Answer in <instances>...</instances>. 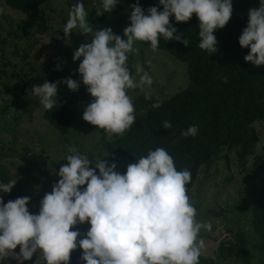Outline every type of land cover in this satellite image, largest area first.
<instances>
[{
    "label": "clouds",
    "instance_id": "9594fccd",
    "mask_svg": "<svg viewBox=\"0 0 264 264\" xmlns=\"http://www.w3.org/2000/svg\"><path fill=\"white\" fill-rule=\"evenodd\" d=\"M159 4L162 10L151 6L147 14L139 3L131 5L123 39L111 28L94 30L79 0L72 5L62 29L65 38L73 31L85 39L91 36V42L82 43L72 56L73 61L80 59L77 71L94 98L82 118L109 134L123 135L136 120L129 90L144 91L153 83L139 63L134 65L135 75L130 72L129 54H139L135 42H150L151 49L157 51L163 37L187 47L189 41L174 35L177 30L169 18L188 22L195 13L198 46L210 55L217 51L214 31L226 26L233 11L232 0H159ZM116 5L117 0H100L96 15L111 13ZM238 42L241 48L249 49L246 62L264 65V0L258 8L248 10L247 26ZM57 83L72 91L80 86L71 78L33 85L32 93L46 111L57 106ZM150 98L146 93L145 99ZM152 107H160V102ZM162 126L169 129L172 124L165 120ZM197 132V126L192 125L181 136ZM67 151L66 163L55 173L59 179L40 201L38 214L29 212L28 196L7 203L0 198V261L6 264L12 259L21 264L36 254L34 264H69L79 245L85 264H199L204 248L200 232L211 231L212 225L197 221V209L186 187L191 173L177 171L165 149L150 150L129 164L124 174L115 171V162L101 158L93 162L71 145ZM15 183L0 184V193H10ZM85 222L90 227L77 244L81 233L73 229ZM17 246L18 253L14 251Z\"/></svg>",
    "mask_w": 264,
    "mask_h": 264
},
{
    "label": "rangeland",
    "instance_id": "374dc122",
    "mask_svg": "<svg viewBox=\"0 0 264 264\" xmlns=\"http://www.w3.org/2000/svg\"><path fill=\"white\" fill-rule=\"evenodd\" d=\"M79 2L84 3L94 30L111 28L114 34L124 38L123 29L130 24L131 9H117L97 16L96 8L100 6V0ZM75 3L77 0H52L33 13H23L0 0V49L3 52L0 58V177L6 183L16 180L13 188L19 192L18 198H31L27 205L31 214H38L40 201L58 181L59 177L55 173L66 163V157L70 154L68 146H75L93 162L99 158L115 162V171L120 174H124L129 165L126 159L108 153L101 141L100 128L82 118L86 106L94 98L77 71L80 59L73 61L72 56L82 43L91 42V36L85 39L73 31L65 38L62 31ZM53 28H56L53 34L55 46L52 42L46 46ZM28 30L34 34L25 33ZM134 46L139 49V54H129L130 72L135 75L134 65L139 63L152 77L153 83L144 91L138 88L129 90L131 98L140 92L165 98L186 86L187 64L182 60L172 57L161 48L153 51L150 44L140 41L135 42ZM60 65L65 66L66 73H61L58 81L71 78L80 84L78 90L72 91L66 84L57 83V91L63 92L76 111L67 134L60 133L43 118L40 98L32 93V86L41 85L40 80L29 81L33 76L47 77L53 70L59 69ZM15 94L21 97L13 104ZM254 127L259 135L256 152L263 156L264 161V121H257ZM102 131L108 139L116 135ZM252 162L250 158L247 166L241 168L237 164L234 150H225L209 167H201L191 189V201L197 209V221L210 222L212 230L202 229L200 232L204 248L201 249L199 264L217 261L220 242L233 239L234 233L240 229L247 231L250 228L245 208L255 199L260 179L264 175V169L257 172ZM84 187L86 185L81 186V189ZM89 227L87 222L75 226L73 230L81 233L77 237V244L84 238ZM14 251L18 253L19 246ZM36 258L34 254L21 264H34ZM0 264L5 262L0 261ZM6 264L17 262L9 259ZM224 264L237 263L226 260Z\"/></svg>",
    "mask_w": 264,
    "mask_h": 264
},
{
    "label": "trees",
    "instance_id": "16d2710c",
    "mask_svg": "<svg viewBox=\"0 0 264 264\" xmlns=\"http://www.w3.org/2000/svg\"><path fill=\"white\" fill-rule=\"evenodd\" d=\"M49 1L52 0H4L7 6L23 13H33ZM135 3H139L145 14L151 6H156L158 11L163 7L159 0H117L112 11L131 9ZM259 6L260 0H232V16L224 28L214 31L217 51L210 55L198 46L199 21L195 13L188 22H176L174 17H170V24L177 30L174 35L186 38L188 46L176 40L165 41L161 37L159 48L187 64L188 82L165 98L149 94L151 98L145 99V92L135 95L132 102L136 120L130 129L112 139L106 138L100 129L106 151L131 164L150 150L165 149L172 156L177 171L187 169L191 173V181L186 185L190 200L191 189L201 167H209L225 150H234L239 167L245 168L252 158L257 172L263 170V156L256 152L259 135L254 124L264 121V65L254 66L246 62L244 56L249 49L241 48L238 42L247 26L248 10ZM55 29L48 30L53 33L46 46L51 42L55 46ZM26 32L34 34L30 30ZM1 57L3 52L0 49ZM60 66L47 77L33 76L29 81L40 80L41 85L45 81L57 82L60 74L66 73L65 66ZM57 95V106L50 111L43 108L42 116L60 133L67 134L76 111L63 92L57 91ZM20 97L15 94L12 103L16 104ZM157 101L160 107L153 108ZM165 120L171 122V128L162 126ZM192 125L197 126V134L182 137L181 132ZM3 183L6 182L0 177V184ZM18 196L19 192L14 188L10 193H0L4 203ZM245 209L250 228L247 231L240 229L234 233L233 239L221 241L217 261L212 260L210 264H224L226 260H234L237 264H264V175L255 199ZM81 254L82 249L78 245L69 264H85L80 259Z\"/></svg>",
    "mask_w": 264,
    "mask_h": 264
}]
</instances>
